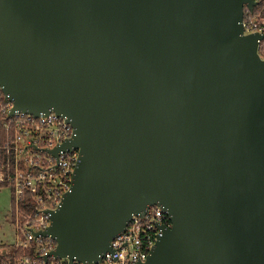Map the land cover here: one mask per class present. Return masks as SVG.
<instances>
[{
  "label": "water",
  "instance_id": "1",
  "mask_svg": "<svg viewBox=\"0 0 264 264\" xmlns=\"http://www.w3.org/2000/svg\"><path fill=\"white\" fill-rule=\"evenodd\" d=\"M256 0H0L12 112L67 117L70 190L43 234L94 263L133 215L172 226L138 264H264V33ZM47 259V258H46Z\"/></svg>",
  "mask_w": 264,
  "mask_h": 264
},
{
  "label": "built area",
  "instance_id": "2",
  "mask_svg": "<svg viewBox=\"0 0 264 264\" xmlns=\"http://www.w3.org/2000/svg\"><path fill=\"white\" fill-rule=\"evenodd\" d=\"M253 13L244 18V32L264 33V0H256ZM257 8V9H256ZM257 10V11H256ZM264 47V39L260 47ZM264 53V52H262ZM14 103L0 86V188L11 189L10 239L0 243V264H138L146 261L159 236L172 226L166 210L151 205L144 215H133L127 228L112 239L111 250L94 263L70 261L52 252L57 242L43 234L70 190L78 148H59L74 136L67 117L51 110L35 116L12 112ZM47 258V259H46Z\"/></svg>",
  "mask_w": 264,
  "mask_h": 264
},
{
  "label": "rangeland",
  "instance_id": "3",
  "mask_svg": "<svg viewBox=\"0 0 264 264\" xmlns=\"http://www.w3.org/2000/svg\"><path fill=\"white\" fill-rule=\"evenodd\" d=\"M11 189L7 186L0 188V240L10 239L14 230L11 224Z\"/></svg>",
  "mask_w": 264,
  "mask_h": 264
},
{
  "label": "trees",
  "instance_id": "4",
  "mask_svg": "<svg viewBox=\"0 0 264 264\" xmlns=\"http://www.w3.org/2000/svg\"><path fill=\"white\" fill-rule=\"evenodd\" d=\"M257 9V8H256ZM257 11V10H256ZM253 12L249 9L246 8V11H245V18H247L248 16H250V14H252ZM260 51L261 52H264V47H260Z\"/></svg>",
  "mask_w": 264,
  "mask_h": 264
},
{
  "label": "crops",
  "instance_id": "5",
  "mask_svg": "<svg viewBox=\"0 0 264 264\" xmlns=\"http://www.w3.org/2000/svg\"><path fill=\"white\" fill-rule=\"evenodd\" d=\"M10 205H11V204H10ZM11 235H12V234H11ZM3 241H5V240H0V243L3 242Z\"/></svg>",
  "mask_w": 264,
  "mask_h": 264
}]
</instances>
